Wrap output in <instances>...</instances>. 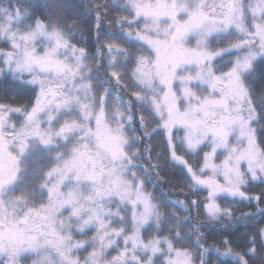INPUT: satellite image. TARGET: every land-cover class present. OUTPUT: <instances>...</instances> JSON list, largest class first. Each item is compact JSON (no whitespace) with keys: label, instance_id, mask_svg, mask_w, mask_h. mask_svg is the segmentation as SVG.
Instances as JSON below:
<instances>
[{"label":"snow or ice","instance_id":"obj_1","mask_svg":"<svg viewBox=\"0 0 264 264\" xmlns=\"http://www.w3.org/2000/svg\"><path fill=\"white\" fill-rule=\"evenodd\" d=\"M0 264H264V0H0Z\"/></svg>","mask_w":264,"mask_h":264},{"label":"trees","instance_id":"obj_2","mask_svg":"<svg viewBox=\"0 0 264 264\" xmlns=\"http://www.w3.org/2000/svg\"><path fill=\"white\" fill-rule=\"evenodd\" d=\"M101 2H103V0H101ZM20 102L22 103L23 100H21ZM167 191L175 192L176 190L169 187V188H167ZM250 194L258 195L259 189L253 188L251 190ZM176 198L183 199L184 197L183 196H179V197L173 196V199H176ZM254 210H255L254 207L248 208V207H245L243 205H240L239 210L237 211L236 214L239 215L241 211L247 212V211H254ZM259 227H260V224L253 223V224H250L249 227H247V228L239 227V228L234 229V231L230 235L232 236V239L234 241V246L237 248V251H240V250L244 249L246 246H248L246 243L248 237L244 236L243 234L244 233L251 234L255 228H259ZM224 238L225 237L223 235H214L212 237H209V243H212L214 239H224ZM224 259H227V258H224Z\"/></svg>","mask_w":264,"mask_h":264}]
</instances>
